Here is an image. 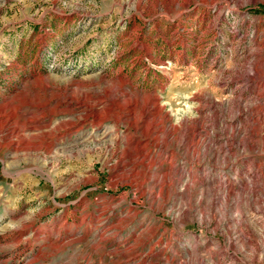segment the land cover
I'll list each match as a JSON object with an SVG mask.
<instances>
[{"label": "rangeland", "instance_id": "374dc122", "mask_svg": "<svg viewBox=\"0 0 264 264\" xmlns=\"http://www.w3.org/2000/svg\"><path fill=\"white\" fill-rule=\"evenodd\" d=\"M0 264H264V0H0Z\"/></svg>", "mask_w": 264, "mask_h": 264}, {"label": "bare ground", "instance_id": "6f19581e", "mask_svg": "<svg viewBox=\"0 0 264 264\" xmlns=\"http://www.w3.org/2000/svg\"><path fill=\"white\" fill-rule=\"evenodd\" d=\"M81 104L82 103H80V102H77V106L78 107H80L81 106ZM83 105L85 106V108L87 109L88 108V106H87V104L86 103H83ZM74 109V108H73ZM85 109V111H82V113H78L77 112V108H75V110H73V112L74 113H77L74 117H75V120H77V122H75V121H73V120H71V119H69V120H65V121H63L60 125L58 124V126L59 127H57L56 128V130H55V133L56 134H64V133H70V132H72V131H74L75 129H81V126H82V124H83V122L88 118V116H89V113H88V111ZM160 109H162V108H160ZM165 117L167 118V114L165 113ZM165 118V119H166ZM80 119L82 120V121H80ZM164 119V120H165ZM85 123V122H84ZM118 120H115V122H114V125H113V129H114V131L115 132H118ZM57 126V125H56ZM177 128V127H176ZM41 130V129H40ZM42 131V130H41ZM56 134H54V135H56ZM123 139V138H122ZM115 140V143L118 145L116 148H115V150H113V152H112V154L113 153H116L117 151L118 152H120L123 156L122 157H124V155L127 153V151H128V148H129V145H130V143H129V139H126L125 138V140L123 139V140H121V141H118L117 139H114ZM116 146V145H115ZM198 148V147H197ZM118 154V153H117ZM108 162V161H107ZM119 162H120V160H119ZM131 164V163H130ZM122 165V164H121ZM132 165V164H131ZM130 165V166H131ZM132 167H134V166H132ZM121 168H123L122 166H121ZM127 168V167H126ZM144 175V174H143ZM164 175V174H163ZM122 177V176H121ZM173 183V182H172ZM17 242H19V241H17Z\"/></svg>", "mask_w": 264, "mask_h": 264}]
</instances>
